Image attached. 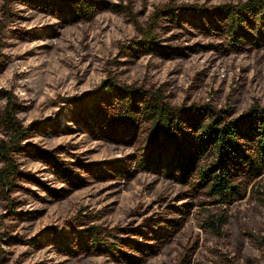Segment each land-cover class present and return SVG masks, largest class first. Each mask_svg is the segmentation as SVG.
<instances>
[{
    "label": "trees",
    "instance_id": "obj_1",
    "mask_svg": "<svg viewBox=\"0 0 264 264\" xmlns=\"http://www.w3.org/2000/svg\"><path fill=\"white\" fill-rule=\"evenodd\" d=\"M0 1V71L9 64L16 68L21 64L23 53L32 50L12 51L15 44L56 30L27 27L17 20L20 16L28 18V14L42 11L56 18L57 23H78L91 21L107 8L118 11L116 6H109L103 0ZM17 4L22 5L18 15L14 13ZM123 14L130 18L141 35L140 39L133 40V54L155 55L167 60L187 55L184 47L160 44L158 30L164 28L165 22L208 40L201 49H212L217 54L241 55L264 48V0H238L209 7L177 6L168 2L155 8L145 27L140 26L138 16L131 9ZM187 49L190 51L192 47ZM68 104L62 123L58 124L56 118L53 126L48 125L51 133L46 128H38L43 136L52 139L72 130L77 133L83 130L86 135L106 144L130 147L133 154L129 163L122 160L120 164L118 159L106 162L105 167L111 168L115 177H121L124 172L129 176L138 171L157 173L182 187L184 192L179 193L180 196L196 202L184 203L182 207L169 206L170 210L157 216L152 212L144 215L134 220V226L123 229L125 236H113L115 241L109 245L99 242V229L88 226L78 230L79 222L73 218L68 223L71 234L49 230L45 232L48 236L40 234L39 240L31 241L35 247H44L48 242L56 252L75 256L74 259L107 256L120 264H142L145 259L164 251L163 246L184 228L196 203L216 208V213L210 214L201 229L220 237L227 222V209L246 198L248 188L264 176V106L252 105L248 111L232 117L230 110L217 109L210 104L173 106L158 90H146L112 79L103 82L97 92L84 99L68 101ZM16 109L12 97L0 109V127L6 137L0 138V199H4L2 205L7 210L4 215L0 214V223L8 228L9 234L11 229L25 228V221L35 216L37 211H25L27 203L45 207L68 193L69 189L53 182L54 176L48 171L67 186L85 183L82 176L68 166V159L59 155L63 147L64 154L79 159L78 154L69 152L75 146L66 144L41 149L39 142H32L33 132L19 122ZM28 161L43 166L35 165L32 171L18 166ZM93 166L99 173L98 179L107 176L99 166ZM45 173L47 175L41 177ZM251 191L257 193L255 189ZM262 195L264 192L256 196L255 202L264 210ZM135 213L140 214L139 211ZM1 217L6 220L2 222ZM241 235L237 257H241L247 242H254L258 250L264 248V237L255 238L250 232ZM194 250L195 247H186L174 264H192ZM1 259L0 254V264H5ZM245 259L249 262L250 256L246 255Z\"/></svg>",
    "mask_w": 264,
    "mask_h": 264
},
{
    "label": "rangeland",
    "instance_id": "obj_2",
    "mask_svg": "<svg viewBox=\"0 0 264 264\" xmlns=\"http://www.w3.org/2000/svg\"><path fill=\"white\" fill-rule=\"evenodd\" d=\"M103 1L116 6L118 11L107 8L91 21L78 23H57L56 18L42 11L17 19L31 28H54L56 30L51 33L56 34L49 33L14 45L12 51L16 49L23 53L25 49L32 50L23 53L21 64L18 63L16 68L9 64L0 71V109L12 97L19 122L33 132L32 142H39L41 149L74 145L75 148H70L69 152L78 154L79 159L64 154L63 147L59 155L68 159V166L75 169L85 183L67 186L48 171L54 176L53 182L58 187L69 189L68 193L45 207L27 203L25 211L37 212L25 221V228L11 229L9 234L8 228L0 223V254L5 264H120L107 256L74 259L75 256L56 252L51 243H46L48 248L46 244L35 247L31 241L39 240L40 234L48 236L49 233L45 232L49 230H64L71 234L72 228L68 223L76 218L78 230L88 226L99 229V242L109 245L115 241L113 236H125L123 229L134 226V220L144 215L152 212L157 216L170 210L169 206L182 207L184 203L196 202L180 196L184 189L157 173L138 171L129 176L124 172L121 177H115L105 164L113 159H118L120 164L122 160L129 163L133 154L130 147L106 144L86 135L83 130L79 133L72 130L52 139L43 136L38 128L53 126L52 121L56 118L58 124L62 123L68 101L84 99L97 92L103 82L112 79L146 90H158L173 106L210 104L217 109L230 110L232 117L248 111L252 105L264 106V48L241 55L217 54L212 49H201L200 46L208 44V40L165 22L162 24L164 28L158 30L160 44L184 47L187 55L167 60L155 55L133 54V40L140 39L141 35L130 18L123 14L131 9L138 16L140 26L145 27L151 13L161 4L170 2L177 6L209 7L238 0ZM20 6L16 5V15L22 12ZM187 47L192 49L189 51ZM2 132L0 127V138H6ZM35 165L43 166L36 161L18 164L30 171ZM93 165L99 166L107 176L98 179L96 175L99 173L93 170ZM131 169L133 172L134 168ZM261 192H264V176L248 188L246 198L227 209V222L220 237L201 229V224L210 218V214L216 213V208L196 203L186 225L163 246L164 251L154 258L145 259L142 264H174L179 253L188 246L195 247L192 264H264V248L258 250L254 242H247L241 250V257H237V243L242 233L250 232L260 239L264 237V210L255 202ZM3 202L4 199H0L2 215L7 212ZM4 220L6 218L1 217V221ZM246 255L250 256L249 262Z\"/></svg>",
    "mask_w": 264,
    "mask_h": 264
}]
</instances>
